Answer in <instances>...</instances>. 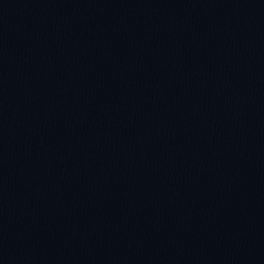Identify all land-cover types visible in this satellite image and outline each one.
I'll return each mask as SVG.
<instances>
[{
    "label": "water",
    "instance_id": "water-1",
    "mask_svg": "<svg viewBox=\"0 0 264 264\" xmlns=\"http://www.w3.org/2000/svg\"><path fill=\"white\" fill-rule=\"evenodd\" d=\"M0 264H264V0H0Z\"/></svg>",
    "mask_w": 264,
    "mask_h": 264
}]
</instances>
